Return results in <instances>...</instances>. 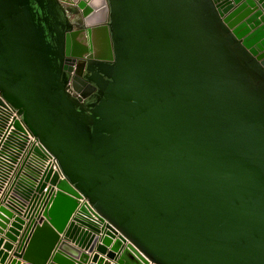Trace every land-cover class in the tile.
Returning <instances> with one entry per match:
<instances>
[{"label": "water", "instance_id": "95a60500", "mask_svg": "<svg viewBox=\"0 0 264 264\" xmlns=\"http://www.w3.org/2000/svg\"><path fill=\"white\" fill-rule=\"evenodd\" d=\"M7 108L0 262L264 264V0H0Z\"/></svg>", "mask_w": 264, "mask_h": 264}, {"label": "built area", "instance_id": "2783aa9c", "mask_svg": "<svg viewBox=\"0 0 264 264\" xmlns=\"http://www.w3.org/2000/svg\"><path fill=\"white\" fill-rule=\"evenodd\" d=\"M86 34V33H85ZM3 122L4 125L0 132V144L3 141L4 137L7 136L13 129H14V119L18 117V114L13 108H7L4 112ZM16 143L22 144L16 160L14 162H9L6 159H0V184L4 181H8L9 175L7 174L8 169L12 168V170H16L15 176L13 177L12 181V188L14 189L15 185L17 184L18 180L29 178L32 176L31 174H36V180L34 181V186L40 181V178L44 171L48 170L50 167L53 170H60L59 163L54 155L50 154L44 148H41L39 141L31 134L29 130L26 129V132L20 131L17 134ZM15 143V144H16ZM38 145L41 150L45 153L44 156H40L37 154L35 150V146ZM4 168L1 169V166ZM6 169V170H4ZM45 188L44 190H46ZM80 204H85L87 207H90L91 204L89 203L88 199L85 196L79 197Z\"/></svg>", "mask_w": 264, "mask_h": 264}, {"label": "crops", "instance_id": "0c3cea01", "mask_svg": "<svg viewBox=\"0 0 264 264\" xmlns=\"http://www.w3.org/2000/svg\"><path fill=\"white\" fill-rule=\"evenodd\" d=\"M4 166L2 165L1 169L4 168ZM4 170H6V169H4ZM0 171H2V170H0ZM15 173H16V170L13 171L12 168L8 169L7 174L9 175V178L10 177L11 178L8 181H4L3 183L0 184V203L1 202H5V199H6L7 195H8V193H10L12 191L11 190L12 184H13L12 183V181H13L12 179L15 176ZM12 219H13V217H11V220ZM25 219H27V218H25ZM8 226H10V223L8 224ZM21 231H23V230H21ZM18 242H19V240H14L13 241V245L14 246H13V248L11 250H9V253H10L9 257L6 259L5 262H0V264H11V262H10L11 259L15 258V257L18 260H21L22 262L24 261L21 257H17V256L14 255V249H16V247L18 246ZM87 264H89V262Z\"/></svg>", "mask_w": 264, "mask_h": 264}, {"label": "flooded vegetation", "instance_id": "af4514ba", "mask_svg": "<svg viewBox=\"0 0 264 264\" xmlns=\"http://www.w3.org/2000/svg\"><path fill=\"white\" fill-rule=\"evenodd\" d=\"M73 17H80V14L79 13L73 14Z\"/></svg>", "mask_w": 264, "mask_h": 264}]
</instances>
